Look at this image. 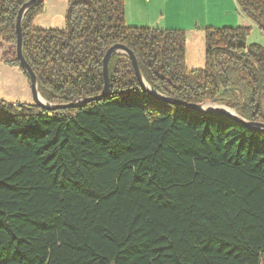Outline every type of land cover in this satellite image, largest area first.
<instances>
[{
  "label": "trees",
  "instance_id": "16d2710c",
  "mask_svg": "<svg viewBox=\"0 0 264 264\" xmlns=\"http://www.w3.org/2000/svg\"><path fill=\"white\" fill-rule=\"evenodd\" d=\"M0 0V39L19 8ZM264 35V0H236ZM21 21L47 110L0 98V264H264V131L152 97L225 105L264 124V46L251 26L206 28L203 68L182 30L125 23L124 0H69L65 28ZM8 65L21 68L17 58ZM29 80V79H28Z\"/></svg>",
  "mask_w": 264,
  "mask_h": 264
},
{
  "label": "crops",
  "instance_id": "0c3cea01",
  "mask_svg": "<svg viewBox=\"0 0 264 264\" xmlns=\"http://www.w3.org/2000/svg\"><path fill=\"white\" fill-rule=\"evenodd\" d=\"M125 23L136 27H158L185 32L186 66L205 59L206 28L251 26L264 36L238 8L236 0H124ZM252 43V42H249ZM199 47V57L189 61V47Z\"/></svg>",
  "mask_w": 264,
  "mask_h": 264
},
{
  "label": "rangeland",
  "instance_id": "374dc122",
  "mask_svg": "<svg viewBox=\"0 0 264 264\" xmlns=\"http://www.w3.org/2000/svg\"><path fill=\"white\" fill-rule=\"evenodd\" d=\"M68 5L69 0H44L43 12L33 20V27L44 29L65 28L67 25L66 13ZM247 41L264 46V36L254 27H251V32L248 35ZM199 51V47L190 46L189 61L195 59L197 55L199 57ZM202 51H204V49ZM14 58H16L15 45L5 43L0 39V98L10 102L32 103L33 100L29 80L19 68L10 66L7 63L8 60ZM205 64L206 61L203 59L202 63L200 61L197 66L196 63H191L192 68L188 66L187 68H203ZM204 104L222 106V104L211 101L201 103L200 105ZM204 109L216 112L218 108Z\"/></svg>",
  "mask_w": 264,
  "mask_h": 264
},
{
  "label": "water",
  "instance_id": "95a60500",
  "mask_svg": "<svg viewBox=\"0 0 264 264\" xmlns=\"http://www.w3.org/2000/svg\"><path fill=\"white\" fill-rule=\"evenodd\" d=\"M37 1L38 0H29L25 3H23V5L18 10V13L16 16V23H15V32H16L15 53H16V58L19 60L21 68L26 72V74L28 76L33 103L38 105L39 107H41L43 109H47V110L77 106L79 104L78 102H73L69 105H64V106L53 105V104H50L48 101H46L44 98H42L41 95L39 94L38 90H37L36 76H35L34 72L32 71V69L30 68L29 64L26 62V60L23 57L21 21H22L24 14L27 11V9L29 7H31ZM113 53H124L128 56V58L130 59L131 65L133 67L135 76L137 77L138 81H140V83L142 84V87L145 88L146 91L152 97L159 99L165 103L181 105V106H184V107L189 108L191 110H196V111L208 113V114L223 115V116H226L228 118H231L232 120H234L236 122L243 124L244 126L250 128V129L258 130V131H264V124L263 123L248 122L247 120H245L244 118L239 116L236 112H234L233 109H231L227 106L225 107L224 105H222V106H220L222 108L217 109L216 112H211L210 110H206V109L199 107L200 104H188V103H185L182 101L175 100L173 98L164 97L161 94L157 93L156 91L151 89L149 86H147V84L143 81L141 74H140V71H139L137 60H136L133 52L121 44L112 45L111 47L108 48V50L106 51V53L104 55V58L102 61V75H103V81H104L102 93L97 97L86 99L84 101V103H86L88 101H92V100H100L101 98H103L107 95L108 84H109L108 83V61H109L110 56ZM224 108H226L227 110Z\"/></svg>",
  "mask_w": 264,
  "mask_h": 264
},
{
  "label": "bare ground",
  "instance_id": "6f19581e",
  "mask_svg": "<svg viewBox=\"0 0 264 264\" xmlns=\"http://www.w3.org/2000/svg\"><path fill=\"white\" fill-rule=\"evenodd\" d=\"M199 107H201V108H209V109H219V108H222V107H220V106H215V105H210V104H208V105H206V104H204V105H199ZM224 109H226V108H224ZM227 110V109H226ZM232 112V111H231ZM235 112V111H234ZM233 112V113H234Z\"/></svg>",
  "mask_w": 264,
  "mask_h": 264
}]
</instances>
